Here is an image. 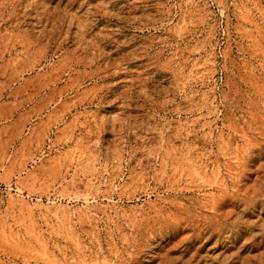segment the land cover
Listing matches in <instances>:
<instances>
[{
  "label": "rangeland",
  "instance_id": "rangeland-1",
  "mask_svg": "<svg viewBox=\"0 0 264 264\" xmlns=\"http://www.w3.org/2000/svg\"><path fill=\"white\" fill-rule=\"evenodd\" d=\"M0 264H264V0H0Z\"/></svg>",
  "mask_w": 264,
  "mask_h": 264
}]
</instances>
